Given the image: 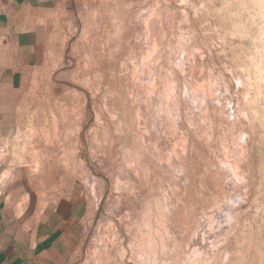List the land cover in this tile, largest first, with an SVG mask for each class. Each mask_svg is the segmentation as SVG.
<instances>
[{"label":"rangeland","instance_id":"rangeland-1","mask_svg":"<svg viewBox=\"0 0 264 264\" xmlns=\"http://www.w3.org/2000/svg\"><path fill=\"white\" fill-rule=\"evenodd\" d=\"M30 27L0 186L59 221V264H264V0H50Z\"/></svg>","mask_w":264,"mask_h":264},{"label":"crops","instance_id":"crops-1","mask_svg":"<svg viewBox=\"0 0 264 264\" xmlns=\"http://www.w3.org/2000/svg\"><path fill=\"white\" fill-rule=\"evenodd\" d=\"M49 1L0 0V133L15 122V103L10 96L18 89L15 84L22 64L30 62L32 54L28 57V53L35 48L36 31L30 27L34 10ZM12 188L0 186V264H59L64 255L59 221L48 215L35 227L25 229L6 201Z\"/></svg>","mask_w":264,"mask_h":264}]
</instances>
